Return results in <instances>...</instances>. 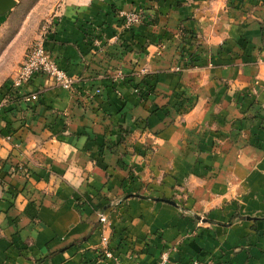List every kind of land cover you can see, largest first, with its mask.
Masks as SVG:
<instances>
[{"label":"crops","instance_id":"1","mask_svg":"<svg viewBox=\"0 0 264 264\" xmlns=\"http://www.w3.org/2000/svg\"><path fill=\"white\" fill-rule=\"evenodd\" d=\"M38 4L52 6L56 23L47 53L80 84L69 92L37 75L18 91L11 78L0 91V264H110L103 237L126 264H157L164 253L169 264H264V0ZM120 10L156 21L122 34L128 50L116 42ZM180 26L205 37L212 65L162 74L158 95L141 102L131 62L171 68ZM145 42L144 53L129 52ZM182 95L197 105L173 122L159 107L176 114ZM237 95L259 105H237ZM251 113L254 124L236 121ZM241 124L254 126V145L220 133ZM122 131L130 132L124 143ZM149 132L159 139L146 163ZM24 164L30 181L11 172Z\"/></svg>","mask_w":264,"mask_h":264},{"label":"rangeland","instance_id":"2","mask_svg":"<svg viewBox=\"0 0 264 264\" xmlns=\"http://www.w3.org/2000/svg\"><path fill=\"white\" fill-rule=\"evenodd\" d=\"M17 5L12 9L11 13L4 14L0 16V91L4 87L5 83L10 80L13 76H15L18 67L23 62L26 53L28 50L39 41H46L48 33L54 28L56 23L53 21V8L51 5H43L39 6L40 0H15ZM155 2L160 0H154ZM125 10H120L117 12V17L119 19V24L121 28V32L118 34L116 38V42H118L121 47L123 45L122 34L124 32L131 31L136 25H143L145 27L151 26L155 24V18L150 14H147L145 11H125L128 13H135L139 16V21L132 25L127 26L120 13ZM181 27V26H180ZM180 40L181 45L177 50V58L176 64H174L168 70H160V71H150L146 67L139 66V62L132 61V69L128 71L130 75H136L141 78L139 83L133 85L135 93L138 95L141 102H146L150 97H156L158 95L157 91V82L159 77L166 72H169L174 75H181L188 70L201 69L203 67H209L214 61L213 57L215 56L212 53V50L208 48L205 44V37L200 36L198 33L193 31L184 30L183 27L180 28ZM148 42H145L144 45H141L140 48H132L129 52L132 53H144L146 47L148 46ZM160 51H162V44H157ZM137 58V57H135ZM252 63H260L261 60L258 61H248ZM137 67H140L139 69ZM116 76L120 78V80H124L126 74L123 72H119ZM134 82L133 78L129 80V83ZM96 93V92H95ZM101 93V92H100ZM98 93V94H100ZM97 94V93H96ZM181 103H177L176 114L170 110L171 104L164 105L159 107V110L164 111V115L166 117L171 116L173 122L183 123L184 115L187 114L188 111L194 109L197 105V99L195 97H187L182 95ZM92 95L88 97L89 100L94 99ZM87 103V102H86ZM235 103L237 105L243 106L245 104L248 109H255L259 102L257 100H247L246 97L237 95L235 99ZM244 103V104H243ZM1 104V101H0ZM258 116L251 113L250 115H246L244 117L236 118V121H246L249 120L254 124V120H257ZM139 121V120H138ZM137 121V122H138ZM142 125L140 128L143 131L147 130L148 121H142ZM248 125L241 126L237 125L233 130L229 133H222V136L226 139H229L232 143H240L242 142L245 146L254 145L253 142V129L254 126L251 125V128L247 127ZM252 129V130H250ZM122 138L120 139V143H124V140L129 135V131H122ZM219 133V132H217ZM147 137L150 140V144L147 147H144L145 158H147L146 163L151 161V158L155 154V150L157 149V141L159 139V134L149 132ZM14 170H11L12 174L20 173L24 175L28 181L33 179V174H30L29 168L24 165H17L12 167ZM2 172V170L0 169ZM9 176V174L7 175ZM38 181V180H37ZM49 181V180H47ZM213 261V260H212ZM202 264H215L214 262H204L200 261Z\"/></svg>","mask_w":264,"mask_h":264},{"label":"built area","instance_id":"3","mask_svg":"<svg viewBox=\"0 0 264 264\" xmlns=\"http://www.w3.org/2000/svg\"><path fill=\"white\" fill-rule=\"evenodd\" d=\"M120 16L127 26H132L139 21V16L135 13H128L122 11ZM37 75H44L50 78L52 83L63 90L74 92L77 90L80 80L70 75L65 70L61 69L57 63L52 60L47 53L44 41L35 43L26 53L22 65L15 76L11 79V86L15 91L21 90L29 85ZM100 93V90H96ZM38 96H31L30 100H37ZM100 221L104 224L108 223L105 216H101ZM103 258L110 264H126L119 257H117L106 246L108 245V238L103 237ZM157 264H169L168 254L164 253ZM191 264H202L198 260H194Z\"/></svg>","mask_w":264,"mask_h":264},{"label":"water","instance_id":"4","mask_svg":"<svg viewBox=\"0 0 264 264\" xmlns=\"http://www.w3.org/2000/svg\"><path fill=\"white\" fill-rule=\"evenodd\" d=\"M17 2L15 0H0V16L11 13Z\"/></svg>","mask_w":264,"mask_h":264}]
</instances>
